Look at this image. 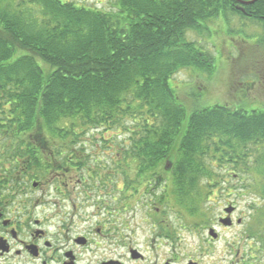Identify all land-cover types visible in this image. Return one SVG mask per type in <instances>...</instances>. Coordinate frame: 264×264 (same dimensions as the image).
<instances>
[{
  "label": "trees",
  "instance_id": "obj_1",
  "mask_svg": "<svg viewBox=\"0 0 264 264\" xmlns=\"http://www.w3.org/2000/svg\"><path fill=\"white\" fill-rule=\"evenodd\" d=\"M237 6L117 0L106 11L73 0H0V111L13 115L0 127L22 133L3 145L0 170L12 163L13 173H118L136 194L137 186L146 195L165 187L158 202L191 217L199 210L192 204L232 174L244 184L239 193L264 203V111L186 110L172 84L183 71L214 70L190 33L207 34L229 15L264 28V0L245 13ZM89 139L110 150L111 164L87 155Z\"/></svg>",
  "mask_w": 264,
  "mask_h": 264
},
{
  "label": "flooded vegetation",
  "instance_id": "obj_2",
  "mask_svg": "<svg viewBox=\"0 0 264 264\" xmlns=\"http://www.w3.org/2000/svg\"><path fill=\"white\" fill-rule=\"evenodd\" d=\"M2 112L0 126L13 121ZM21 134L0 127V158L8 138ZM11 167L0 170V264H264V226L258 225L264 203L229 200L242 187L213 188L209 198L217 200L210 202L221 214L183 219L173 229L164 226L160 202L139 201L146 185L137 186L138 201L112 200L118 173H13ZM223 190L226 196L214 195ZM139 205L149 210L137 220ZM233 230L239 233L230 242L225 233Z\"/></svg>",
  "mask_w": 264,
  "mask_h": 264
},
{
  "label": "rangeland",
  "instance_id": "obj_3",
  "mask_svg": "<svg viewBox=\"0 0 264 264\" xmlns=\"http://www.w3.org/2000/svg\"><path fill=\"white\" fill-rule=\"evenodd\" d=\"M77 3H85L89 6L96 7L100 10L110 11L113 4L117 0H73ZM210 27L207 34L190 33L187 37L190 42H197L201 49L209 52L214 57V70L211 74L200 72L197 74L192 70L183 71L174 78L172 83L175 86V91L178 92L183 105L187 109L201 110L215 106H227L233 110H243L246 112L264 111V28L258 21L250 18H243L237 15L220 16L215 21L209 23ZM170 87L173 89L170 83ZM195 93L193 98L190 96ZM195 98V99H194ZM109 139L108 136H106ZM122 140V136L118 137L117 142ZM94 143V139H89L86 147L87 155L95 158H101L103 164H111L110 150H103ZM114 153V151H112ZM98 153V154H97ZM219 172V171H218ZM222 173V171H221ZM224 173V172H223ZM228 173H233L230 170ZM130 175V174H129ZM134 175V174H132ZM131 176L132 179L133 176ZM224 180L229 184L223 186L231 189H237L240 185H244L241 181L233 178L230 174ZM220 182L221 179H217ZM118 190L113 192V199L116 202L138 201L140 193H133V189L124 187L123 178L118 179ZM242 183V184H241ZM162 185L165 186V183ZM216 185V186H215ZM220 184H214V189H217ZM223 185V184H222ZM131 188V187H130ZM165 189H157L154 193L144 195L139 201L158 202L162 196V191ZM205 191L207 189H204ZM216 192V191H215ZM227 191H219L215 196H226ZM229 200L242 203L252 202L253 195H246V198H237L241 196L239 190L231 192ZM212 196V195H211ZM174 196H172V200ZM205 193L203 200H197L192 205L199 207L195 211V216L191 217V211L177 209L171 205H161L164 208L162 212L166 215L164 226H169L174 229L177 224L183 219L191 221L202 219L210 215V217H218L222 208L212 205L210 201L217 199L209 198ZM54 199V198H53ZM177 202V201H175ZM241 204V206H242ZM240 206V207H241ZM149 209L142 208L139 205L135 211L136 218H144ZM154 212V211H153ZM245 212L241 208L240 213ZM190 222V221H188ZM172 230V229H171ZM236 233L239 231L233 230L225 233L226 238L230 242L235 241Z\"/></svg>",
  "mask_w": 264,
  "mask_h": 264
},
{
  "label": "water",
  "instance_id": "obj_4",
  "mask_svg": "<svg viewBox=\"0 0 264 264\" xmlns=\"http://www.w3.org/2000/svg\"><path fill=\"white\" fill-rule=\"evenodd\" d=\"M237 3H238V6L236 7L238 11H241L242 13H245V10H244V6H250V5H253L254 3H256L258 0H253V1H249V2H243V1H240V0H236ZM226 221H224L225 223Z\"/></svg>",
  "mask_w": 264,
  "mask_h": 264
}]
</instances>
